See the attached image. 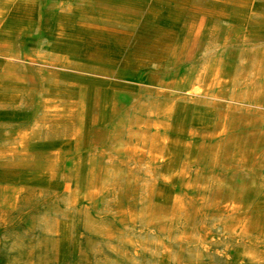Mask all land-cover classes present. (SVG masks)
I'll return each mask as SVG.
<instances>
[{
	"label": "rangeland",
	"instance_id": "374dc122",
	"mask_svg": "<svg viewBox=\"0 0 264 264\" xmlns=\"http://www.w3.org/2000/svg\"><path fill=\"white\" fill-rule=\"evenodd\" d=\"M161 1L0 0V264H264V0L239 14L246 43L221 15L196 34L189 13L161 28L174 14ZM215 68L223 78L185 99L180 85ZM171 101L227 133L189 126L172 165ZM249 191L252 209H232Z\"/></svg>",
	"mask_w": 264,
	"mask_h": 264
},
{
	"label": "bare ground",
	"instance_id": "6f19581e",
	"mask_svg": "<svg viewBox=\"0 0 264 264\" xmlns=\"http://www.w3.org/2000/svg\"><path fill=\"white\" fill-rule=\"evenodd\" d=\"M196 1H201V0H196ZM205 1V0H204ZM207 4H208V9L205 10H200L194 6H192V2H194V0H163L161 1V5L163 6H171L174 14H170L168 17L167 16H163L161 18H159L158 20V24L160 25L161 28L164 27H179L180 24L183 23V19H185V17L187 18V14H191L192 17V24L193 26L195 25L196 28H194L195 30V34L200 31L204 25H206L207 20L210 21L211 18H213L214 16L218 15V16H222L227 18V20L230 22V30L233 33V37H229V39H227L228 41H231V39H234L235 41H242V42H247V41H252L250 40V38H248L249 34L247 33V25H248V20L247 17L244 15H239L240 13H242V9H244L245 5H249V1L250 0H206ZM259 1V0H258ZM13 2V1H12ZM27 2V1H26ZM91 2V1H90ZM7 3V2H6ZM16 3V2H15ZM32 3V2H30ZM2 4V3H1ZM5 4V2H4ZM33 4V3H32ZM100 4V3H97ZM11 5V4H10ZM19 5V4H18ZM28 5H30L28 3ZM64 5H66L64 3ZM102 5V4H101ZM4 6V5H3ZM2 6V7H3ZM25 6V5H24ZM34 6V5H33ZM72 6V5H71ZM70 6V7H71ZM95 6V5H93ZM92 6V7H93ZM108 6V5H107ZM111 6V5H110ZM113 6V5H112ZM261 6V5H260ZM259 6V8H260ZM264 6V5H263ZM61 7V6H60ZM76 7V6H74ZM98 7V6H97ZM251 7V6H250ZM4 8V7H3ZM12 8V7H10ZM27 8V7H26ZM65 8V7H64ZM73 8V7H72ZM263 8V7H262ZM5 9V8H4ZM9 10V8H7ZM30 9V8H29ZM78 9V8H77ZM91 9V8H90ZM116 9V8H115ZM122 9V8H120ZM149 9V8H148ZM1 10V9H0ZM66 10V9H65ZM70 10V9H69ZM68 10V11H69ZM95 10V9H94ZM100 10V8H99ZM103 10V9H102ZM175 10V11H174ZM4 11V10H3ZM10 11V10H9ZM8 11V12H9ZM34 11V9H33ZM60 11V10H58ZM67 11V10H66ZM72 10H70L71 12ZM85 11V10H84ZM89 11V10H88ZM105 11V10H104ZM252 11V10H251ZM95 12V11H94ZM129 12V10H128ZM33 13V12H32ZM90 13V12H89ZM116 13V12H115ZM251 13V12H250ZM91 14V13H90ZM93 14V13H92ZM97 14V12H96ZM101 14V13H100ZM143 14V13H142ZM149 14V13H148ZM32 15V14H31ZM73 15V14H72ZM82 15V14H81ZM88 15V14H87ZM95 16V14H93ZM121 15V14H120ZM135 15V14H134ZM258 15V14H257ZM84 16V15H82ZM113 16V15H112ZM145 16V15H144ZM143 16V18H144ZM254 16V15H253ZM106 17V16H105ZM111 17V16H110ZM116 17V16H115ZM134 17V16H133ZM136 17V16H135ZM16 18V17H15ZM101 18V17H100ZM117 18V17H116ZM91 19V18H90ZM256 19V18H253ZM259 19V18H258ZM126 20H128L126 18ZM252 20V19H251ZM42 21V20H41ZM83 21V20H82ZM103 21V20H102ZM120 21V19H119ZM153 21V20H152ZM189 21V19H188ZM201 21V22H199ZM76 22V21H75ZM84 22V21H83ZM107 22V21H106ZM121 22V21H120ZM132 22V21H131ZM138 22V21H137ZM149 22V21H148ZM253 22V21H252ZM258 22V21H257ZM82 23V22H81ZM109 23V22H108ZM116 23V22H115ZM44 24V23H43ZM57 24V23H56ZM136 24V23H135ZM190 24V22H189ZM189 24H188V28H189ZM253 24V23H252ZM61 25V24H59ZM120 25V24H119ZM251 25V24H249ZM104 26V25H102ZM126 26V25H125ZM184 26V25H183ZM187 26V24H186ZM254 26V24H253ZM42 27V26H41ZM132 27V26H131ZM182 27V26H181ZM185 27V26H184ZM113 28V27H112ZM120 28V27H119ZM61 29V28H60ZM68 29V28H67ZM91 29V28H89ZM42 30V29H41ZM10 33L9 31L5 34ZM65 33V31H64ZM77 33V32H76ZM85 33V32H84ZM91 33V32H90ZM99 33V32H97ZM105 33V32H104ZM103 33V34H104ZM191 33V32H190ZM71 35V33H69ZM68 34V35H69ZM92 34V33H91ZM116 34V33H115ZM118 34V33H117ZM74 35V34H73ZM101 35V34H100ZM122 35V34H121ZM124 35V34H123ZM132 35V34H131ZM189 35V34H188ZM63 36V35H62ZM81 36V35H80ZM84 36V35H83ZM91 36V35H90ZM102 36V35H101ZM64 37V36H63ZM74 37V36H73ZM75 38V37H74ZM113 38V37H112ZM122 38V36H121ZM38 39V38H37ZM80 39V37H79ZM186 39V38H185ZM83 40V39H82ZM109 40V39H108ZM119 40V39H117ZM187 40V39H186ZM189 40V39H188ZM7 41V40H6ZM43 42V41H42ZM110 42V41H109ZM150 42V41H149ZM184 42V41H183ZM254 42V41H253ZM3 43V42H2ZM9 43V41H8ZM7 43V44H8ZM17 43V42H16ZM89 43V42H88ZM176 43V42H175ZM174 43V44H175ZM91 44V43H90ZM9 45V44H8ZM92 45V44H91ZM96 45V44H95ZM130 45V44H129ZM11 46V44H10ZM41 46V45H40ZM86 46V45H85ZM94 46V45H93ZM97 46V45H96ZM115 46V45H114ZM127 46V45H126ZM9 47V46H8ZM25 47V46H23ZM123 47V46H122ZM173 47V46H172ZM177 47V46H176ZM3 48V47H2ZM26 48V47H25ZM41 48V47H39ZM124 48V47H123ZM7 49V48H6ZM10 49V47L8 48ZM92 49V48H91ZM102 49V48H101ZM117 49V48H116ZM119 49V48H118ZM125 49V48H124ZM131 49V48H130ZM188 49V48H187ZM23 50V49H22ZM37 50V49H36ZM103 50V49H102ZM1 51V50H0ZM44 51V50H43ZM173 51V50H172ZM23 52V51H22ZM31 52V51H30ZM167 52V51H166ZM6 53V52H5ZM37 53V52H36ZM85 53V52H83ZM88 53V50H87ZM123 53V52H122ZM131 53V52H130ZM134 53V52H133ZM8 54V53H7ZM33 54V53H32ZM81 54V53H80ZM105 54V53H104ZM171 54V53H170ZM20 55V54H19ZM16 54V56H19ZM36 55V54H35ZM107 55V52H106ZM110 55V54H109ZM12 56V55H11ZM15 56V55H14ZM12 56V57H14ZM42 56V55H40ZM86 56V55H85ZM105 56V55H104ZM173 56V55H172ZM20 57V56H19ZM48 57H51L48 55ZM64 57V55H63ZM110 57V56H109ZM53 58V57H52ZM60 58V57H59ZM58 58V60H59ZM67 58V57H66ZM44 59V58H43ZM47 59V58H46ZM49 59V58H48ZM112 59V58H111ZM114 59V57H113ZM121 59V58H120ZM178 59V58H177ZM19 60V59H18ZM45 60V59H44ZM51 60V59H50ZM67 60V59H66ZM55 61V60H54ZM68 61V60H67ZM66 61V62H67ZM118 61V60H116ZM177 61V60H176ZM25 62V61H24ZM49 62V61H48ZM179 62V61H178ZM184 62V61H183ZM7 63V62H6ZM53 63V62H52ZM103 63V62H102ZM15 64V63H14ZM13 64V65H14ZM19 64V61H18ZM23 64V63H22ZM118 64V63H117ZM176 64V63H175ZM17 64H15L16 66ZM38 65V64H37ZM162 65V64H161ZM41 66V65H40ZM47 66V65H46ZM62 66V65H61ZM66 67V65H64ZM132 66V65H131ZM148 66V65H147ZM7 67V66H6ZM45 67V66H44ZM53 67V66H52ZM23 68V67H22ZM68 68V67H66ZM212 68V67H211ZM5 69V68H4ZM55 69V68H54ZM65 69V68H64ZM156 69V68H155ZM255 69V70H254ZM254 71H252V76L254 77L253 80H257L258 78H260V74H261V70L260 67L255 66L254 67ZM25 70V69H24ZM210 70V67H209ZM14 71V70H13ZM16 71V70H15ZM18 71V70H17ZM26 71V70H25ZM39 71V70H37ZM95 71V70H94ZM52 72V71H51ZM57 72V71H55ZM110 72V71H109ZM209 72V71H208ZM93 73V72H91ZM153 73V72H152ZM156 73V72H154ZM153 73V74H154ZM24 74V73H22ZM84 74V72H83ZM95 74V73H94ZM99 73H97L98 75ZM101 74V73H100ZM150 74V73H149ZM25 75V74H24ZM31 75V74H30ZM7 76V75H6ZM5 76V77H6ZM42 76V75H41ZM40 76V77H41ZM150 76H152L150 74ZM258 76V77H255ZM4 77V76H3ZM10 77V76H8ZM21 78V76H18ZM23 77V76H22ZM109 77V76H108ZM33 78V77H31ZM148 78V77H147ZM151 78V77H150ZM223 78V72L220 68H215L212 69L210 74H207L205 72L201 73L198 77V79L196 80V82L193 85H190V83L187 84V82L184 84L180 85L179 91L183 92L186 94V98L187 100L191 99V97L197 96L199 98H201L202 96H205V94L207 93L204 85L206 84V82L211 81L214 82L215 84H217L221 79ZM3 79V78H2ZM37 79V78H36ZM42 79V78H41ZM50 78H48L49 80ZM47 80V81H48ZM58 80V79H56ZM119 80V79H118ZM150 80V79H149ZM14 81V80H13ZM38 81V80H37ZM51 81V80H50ZM184 81V80H183ZM53 82V81H52ZM63 82V81H62ZM142 83V82H141ZM30 84V83H29ZM66 84V82H65ZM144 84V83H143ZM33 85V84H31ZM35 85V84H34ZM43 85V84H42ZM70 85V84H68ZM75 85V84H74ZM149 85V84H148ZM179 85V84H178ZM36 86V85H35ZM80 86V85H79ZM86 86V85H85ZM25 88V87H24ZM44 88V87H43ZM88 88V87H87ZM98 88V87H97ZM108 88V87H107ZM41 89V88H40ZM138 88H136L137 90ZM46 90V89H45ZM97 90V89H96ZM44 91V90H43ZM125 91V90H124ZM79 92V90H78ZM88 92V91H87ZM123 92V91H122ZM29 93V91H28ZM146 93V92H145ZM22 94V93H21ZM25 94V93H24ZM98 94V92H97ZM16 95V94H15ZM146 95V94H145ZM97 96V95H96ZM40 97H42L40 95ZM39 98V97H38ZM20 99V98H19ZM40 99V98H39ZM93 99V98H92ZM16 100V99H15ZM31 100V99H30ZM36 100V99H35ZM54 100V99H53ZM116 100V99H115ZM66 101V100H65ZM71 101V100H70ZM88 101V100H87ZM113 101V100H112ZM11 102V101H10ZM17 102V101H15ZM24 102V101H23ZM46 102V101H45ZM90 102V101H89ZM92 102V101H91ZM168 102V101H167ZM3 103V102H2ZM1 103V104H2ZM32 103V102H31ZM63 103V102H62ZM61 103V104H62ZM99 103V102H98ZM120 103V102H119ZM164 103V102H163ZM68 104V103H66ZM34 105V103H33ZM31 104V106H33ZM37 105V104H36ZM54 105V104H53ZM5 106V105H3ZM90 106V105H89ZM6 107V106H5ZM28 107V106H26ZM68 107V106H67ZM144 107V106H143ZM89 108V107H88ZM145 108V107H144ZM190 107L187 105H180L179 103H177V101H171L169 104L165 105V107L163 108V112L165 114H167V116H169V118H171L172 120V126H171V134H172V139H167L165 138L163 140L164 143V147L168 146L167 148H165V151L162 155L163 159L165 158L167 161H169L172 165L177 164V162H179V158H180V154H181V150H178L177 145L179 144V142L181 141L182 137H184L186 135V129L189 126H193V130L189 133L190 136L193 137H198L199 135H201L202 133L205 134L207 133V135H205L204 137H207L208 139L212 140L213 138H223V136L227 133V128L224 126L223 129L220 132H216L213 135L210 133L211 131H213L214 129H216L215 127H217V124H215L213 122V117L214 114L211 112H206L204 114H202L201 116H199V118H196L195 121H191L188 118V115L190 113ZM1 109V106H0ZM7 109V108H6ZM9 109V108H8ZM12 109V108H11ZM20 109V107H19ZM66 109V108H65ZM36 110V109H35ZM201 110V109H200ZM23 111V109H22ZM28 111V110H27ZM47 111V110H46ZM57 111V110H56ZM91 111V110H90ZM144 111H146V108L144 109ZM33 112V111H32ZM35 112V111H34ZM53 112V111H52ZM51 112V113H52ZM41 113V112H40ZM57 113V112H56ZM59 113V112H58ZM144 113V112H143ZM13 114V113H12ZM42 115V114H41ZM62 115V114H61ZM34 116V115H33ZM57 116V115H56ZM195 116V115H194ZM43 117V116H42ZM48 117V116H47ZM55 117V116H54ZM18 118V117H17ZM65 118V117H64ZM52 119V118H51ZM54 119V118H53ZM60 119V118H59ZM58 119V120H59ZM64 120V119H63ZM140 120V119H139ZM147 120V119H146ZM81 121V120H80ZM13 122H17V121H13ZM21 122V121H20ZM37 122V121H36ZM32 123V122H30ZM48 123V122H47ZM51 123V122H50ZM80 123V122H79ZM15 124V123H14ZM26 124V123H25ZM56 124V123H55ZM62 125V124H61ZM60 125V126H61ZM67 125V124H66ZM71 125V124H70ZM138 125V124H137ZM25 126V125H24ZM49 126V125H48ZM84 126V125H83ZM140 126V125H138ZM156 126V124H155ZM4 127V126H3ZM8 127V126H7ZM15 128V126H13ZM17 127V126H16ZM70 126H67V128ZM75 127V126H74ZM154 127V126H152ZM130 128V125H129ZM135 128V127H134ZM143 128V127H142ZM5 129V128H4ZM40 129V128H39ZM42 129V128H41ZM45 129V128H44ZM55 129V128H54ZM130 130V129H129ZM44 131V130H43ZM47 131V129H46ZM56 131V129H55ZM92 131V130H91ZM90 132V131H89ZM152 132V131H151ZM205 132V133H204ZM54 133V132H53ZM155 133V132H154ZM153 133V135H154ZM165 133V132H164ZM163 133V134H164ZM41 134V133H40ZM74 134V133H73ZM147 134V133H146ZM162 134V133H161ZM51 135V134H50ZM157 135V133H156ZM84 136V135H83ZM147 136V135H146ZM31 137V136H30ZM74 137V136H73ZM78 137V136H76ZM89 137V136H88ZM161 137V136H160ZM203 137V136H202ZM9 138V137H8ZM15 138V137H14ZM13 138V139H14ZM47 138V137H46ZM49 139V138H47ZM58 139V138H57ZM64 139V138H63ZM84 139V138H83ZM76 140V139H75ZM5 141V140H4ZM13 141V140H12ZM61 141V140H60ZM67 141V140H66ZM28 142V139L26 137H24L22 139V143L24 145H26ZM30 142V141H29ZM157 142V141H156ZM85 143V141H84ZM235 146L237 147V156H239V159L242 160V162L245 163V160L247 158L246 155L241 154L242 152V148L243 146L239 143H236ZM1 147V146H0ZM8 147V146H7ZM77 147V146H76ZM14 148V147H13ZM153 148V147H152ZM135 149V148H134ZM15 150V149H14ZM17 150V149H16ZM75 150V149H74ZM198 150V149H197ZM50 152V151H49ZM57 152V151H56ZM148 152V151H147ZM130 153V152H129ZM148 154H150L148 152ZM22 155V154H21ZM32 156V155H31ZM52 156V155H51ZM135 156V155H134ZM149 156V155H147ZM36 157V156H35ZM39 157V156H38ZM45 157V156H43ZM42 157V158H43ZM49 157V156H48ZM47 157V158H48ZM41 159V158H40ZM135 159V158H133ZM132 160V159H131ZM199 160V159H198ZM7 161V160H6ZM16 161V160H15ZM23 161V160H22ZM45 161V160H44ZM30 162V160L28 161ZM35 162V161H34ZM131 162V161H130ZM24 163V162H22ZM32 163V162H30ZM38 163V162H37ZM56 163V162H55ZM145 163V162H144ZM152 163V161L150 162ZM198 163V162H197ZM33 164V163H32ZM147 164V163H146ZM153 164V163H152ZM185 164V163H184ZM26 165V164H25ZM13 166V165H12ZM11 166V167H12ZM18 166V165H17ZM199 166V165H198ZM27 167V166H26ZM36 167V164L35 166ZM52 167V165H51ZM54 167V166H53ZM15 168V167H14ZM24 168V167H23ZM190 169V168H189ZM188 169V170H189ZM194 169V168H193ZM149 170V169H148ZM192 171V170H191ZM190 171V172H191ZM153 172V171H151ZM187 174V172H186ZM155 180V179H154ZM93 181V179L91 180ZM153 181V179H152ZM94 183V182H93ZM92 185V184H91ZM153 189V188H152ZM252 193L249 192H245V193H239L237 196H235L234 198H232V202H231V206L232 209L236 210V211H250L252 209V206L254 205L255 202V197L256 195H251ZM152 199V198H151ZM179 199V198H178ZM153 199L151 200L152 203ZM185 201V200H184ZM182 202V201H181ZM150 203V202H149ZM174 204V203H173ZM179 205V204H178ZM183 205V204H182ZM181 205V206H182ZM174 206V205H173ZM187 208V207H186ZM151 209V208H150ZM179 210L181 209L180 207L178 208ZM231 209V210H232ZM184 210V209H183ZM233 210V211H234ZM182 211V210H180ZM182 213V212H180ZM238 213V212H237ZM247 218V217H246ZM244 221V220H243ZM241 223V222H240ZM244 224V223H243ZM242 225V223H241ZM248 225V224H247ZM246 234V233H245Z\"/></svg>",
	"mask_w": 264,
	"mask_h": 264
}]
</instances>
